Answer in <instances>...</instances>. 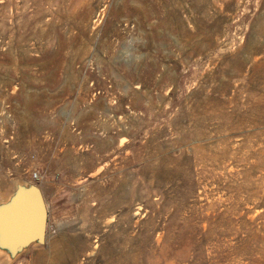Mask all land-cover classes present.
Here are the masks:
<instances>
[{
    "label": "rangeland",
    "instance_id": "obj_1",
    "mask_svg": "<svg viewBox=\"0 0 264 264\" xmlns=\"http://www.w3.org/2000/svg\"><path fill=\"white\" fill-rule=\"evenodd\" d=\"M0 264H264V0H0Z\"/></svg>",
    "mask_w": 264,
    "mask_h": 264
},
{
    "label": "water",
    "instance_id": "obj_2",
    "mask_svg": "<svg viewBox=\"0 0 264 264\" xmlns=\"http://www.w3.org/2000/svg\"><path fill=\"white\" fill-rule=\"evenodd\" d=\"M48 207L37 183L17 184L8 200L0 203V250L11 257L34 244H44Z\"/></svg>",
    "mask_w": 264,
    "mask_h": 264
}]
</instances>
